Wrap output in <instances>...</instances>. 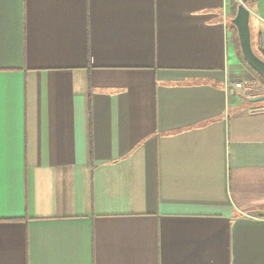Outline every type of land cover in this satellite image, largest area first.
Segmentation results:
<instances>
[{"label":"crops","instance_id":"crops-1","mask_svg":"<svg viewBox=\"0 0 264 264\" xmlns=\"http://www.w3.org/2000/svg\"><path fill=\"white\" fill-rule=\"evenodd\" d=\"M233 17L0 0V264H264V85Z\"/></svg>","mask_w":264,"mask_h":264},{"label":"water","instance_id":"water-1","mask_svg":"<svg viewBox=\"0 0 264 264\" xmlns=\"http://www.w3.org/2000/svg\"><path fill=\"white\" fill-rule=\"evenodd\" d=\"M250 17L251 9L247 5V0H239L237 12L231 22L237 29L244 58L255 70L264 75V59L255 52L252 44ZM262 99H264V94L251 98L253 101Z\"/></svg>","mask_w":264,"mask_h":264},{"label":"trees","instance_id":"trees-1","mask_svg":"<svg viewBox=\"0 0 264 264\" xmlns=\"http://www.w3.org/2000/svg\"><path fill=\"white\" fill-rule=\"evenodd\" d=\"M253 0H247V5H250L252 3ZM238 4H239V0H231V9H232V14L233 16H235L236 12H237V8H238ZM232 26L235 29L236 34L238 35L237 29L236 27L232 24ZM239 39V37L237 38V40ZM259 44L261 45V41H259ZM256 51V50H255ZM239 53L241 56V59L243 60V62L245 63L246 67L259 79V81L264 85V75L259 73L257 70H255L244 58L241 50L239 49ZM256 53L258 55H260L263 59H264V52L260 49V52Z\"/></svg>","mask_w":264,"mask_h":264},{"label":"rangeland","instance_id":"rangeland-1","mask_svg":"<svg viewBox=\"0 0 264 264\" xmlns=\"http://www.w3.org/2000/svg\"><path fill=\"white\" fill-rule=\"evenodd\" d=\"M251 33H252V44H253V48H254V50H257L258 49V46H257V36H256V34H255V32L253 30L251 31Z\"/></svg>","mask_w":264,"mask_h":264},{"label":"built area","instance_id":"built-area-1","mask_svg":"<svg viewBox=\"0 0 264 264\" xmlns=\"http://www.w3.org/2000/svg\"><path fill=\"white\" fill-rule=\"evenodd\" d=\"M232 85H235V86H237V87H240V86H242V83H241V82H235V83L232 84Z\"/></svg>","mask_w":264,"mask_h":264}]
</instances>
